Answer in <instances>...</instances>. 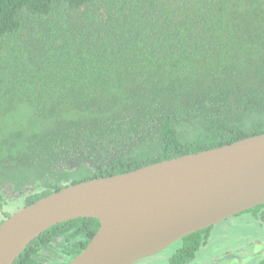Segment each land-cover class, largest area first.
I'll use <instances>...</instances> for the list:
<instances>
[{
  "label": "trees",
  "instance_id": "trees-1",
  "mask_svg": "<svg viewBox=\"0 0 264 264\" xmlns=\"http://www.w3.org/2000/svg\"><path fill=\"white\" fill-rule=\"evenodd\" d=\"M262 134L264 0H0V224L63 188ZM99 226L51 227L13 264H68Z\"/></svg>",
  "mask_w": 264,
  "mask_h": 264
},
{
  "label": "water",
  "instance_id": "water-1",
  "mask_svg": "<svg viewBox=\"0 0 264 264\" xmlns=\"http://www.w3.org/2000/svg\"><path fill=\"white\" fill-rule=\"evenodd\" d=\"M264 204V134L59 190L0 224V264H13L49 228L96 219L68 264H134Z\"/></svg>",
  "mask_w": 264,
  "mask_h": 264
},
{
  "label": "flooded vegetation",
  "instance_id": "flooded-vegetation-1",
  "mask_svg": "<svg viewBox=\"0 0 264 264\" xmlns=\"http://www.w3.org/2000/svg\"><path fill=\"white\" fill-rule=\"evenodd\" d=\"M27 188L28 187H25L24 190H26ZM4 193L7 196H9L8 194L10 193L11 195L14 196L15 199L23 195L22 192H18V195H16L12 187L10 188L7 185L5 187ZM20 209H18L17 211H19ZM12 214H10V216ZM245 214H248L252 217L250 227H254V228L259 227V229L264 232V204H262L249 211H246V212L234 215L230 218H227L226 220H223L203 231L197 232L200 234L191 241L183 243L182 242L183 239H181L178 242L174 243L170 247L176 246L179 243L182 244L177 249L178 250L177 252L180 253L182 251V254L179 255L176 252L175 254H173L167 259V264H192L193 259L195 257L194 254L199 250V248L203 246L201 250H204V248L207 247L208 238L212 236V232L215 230V227L221 224H224L233 218H236L238 216H242ZM158 254L142 259L134 264L142 263L143 261L149 260L157 256ZM203 264H264V236L263 237L259 235L249 236L248 242L244 243L241 249H236V250L226 249L222 253L212 254L208 258V260H206Z\"/></svg>",
  "mask_w": 264,
  "mask_h": 264
},
{
  "label": "rangeland",
  "instance_id": "rangeland-1",
  "mask_svg": "<svg viewBox=\"0 0 264 264\" xmlns=\"http://www.w3.org/2000/svg\"><path fill=\"white\" fill-rule=\"evenodd\" d=\"M11 198H14V196L11 195ZM251 221L252 217L245 214L215 227L212 236L208 238L207 247L204 250H201L203 246L199 248L194 254L195 257L192 264H203L212 254L222 253L226 249H241L242 245L248 242L249 236L259 235L263 237L264 232L259 227H250ZM181 245L179 243L176 246H172L157 256L138 264H167V259L175 254Z\"/></svg>",
  "mask_w": 264,
  "mask_h": 264
}]
</instances>
